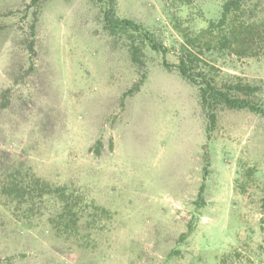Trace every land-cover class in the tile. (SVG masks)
Segmentation results:
<instances>
[{"label":"rangeland","instance_id":"374dc122","mask_svg":"<svg viewBox=\"0 0 264 264\" xmlns=\"http://www.w3.org/2000/svg\"><path fill=\"white\" fill-rule=\"evenodd\" d=\"M225 1L0 0V179L32 171L82 207L58 226L0 189V264H264V113L204 108L178 68L192 37L198 68L264 109V0L235 50L209 27ZM111 5L167 50L134 32L136 64Z\"/></svg>","mask_w":264,"mask_h":264},{"label":"trees","instance_id":"16d2710c","mask_svg":"<svg viewBox=\"0 0 264 264\" xmlns=\"http://www.w3.org/2000/svg\"><path fill=\"white\" fill-rule=\"evenodd\" d=\"M248 1L249 0H226L223 3L222 13L218 21H212L209 25L211 29L217 28L220 34L221 45L226 49L232 47L231 49L235 50L233 45L234 38H237L239 33L242 34L243 31H248L250 28L262 22L257 19V17L251 22L239 18L240 16H238V14L245 11ZM109 2L110 4H114V0H109ZM234 17L237 18L235 19ZM105 26L114 36L129 32V36L132 40L130 43L132 60L139 66L143 63L141 59L143 51L141 46L134 40L136 38L134 32H138L142 37V42H149L153 49L158 51L167 50L163 44L157 42L152 33L140 23L132 19L117 16L115 8L112 5L109 11L105 13ZM187 40L188 43L183 44V52L180 55L178 68L185 79L199 85L201 102L204 108L210 107L211 109H215L219 104H225L230 108H249L252 111L264 113V109L240 95L241 93L250 94V92H256V87L244 85L242 83L218 85L211 72L198 68V56L190 47L191 45L197 46L194 44L196 40L192 37ZM165 66L169 68L168 63H165ZM139 86L137 88H139ZM209 115L214 122L216 117L215 112H211ZM13 171L10 173L8 171L3 177V180L0 179V189L4 194L14 196L16 199L20 200V202L26 203L27 206H33L35 204V198L45 203H52L53 213L50 215L51 222L54 224L55 222L56 224L58 223V226L59 223L60 226L62 225L61 221L70 219V214L74 212L73 207H78L76 203L79 202L76 201L74 197L80 198V195L76 193V196L75 192L70 190L67 186H54L40 177H37L32 171L29 172L26 180H19L18 174H20V171L17 170L19 173ZM204 188L205 185L202 184L199 198H202ZM36 191H39L38 195H35L34 192ZM92 207L95 208L94 206ZM78 208L82 209V207ZM101 210L104 211L105 209ZM77 212L81 211L77 209L76 213ZM81 216L78 217L81 218ZM79 222L80 219L76 220L74 223L78 226ZM57 225L55 227L59 228ZM67 227L69 228V223H65L61 230L65 231Z\"/></svg>","mask_w":264,"mask_h":264}]
</instances>
